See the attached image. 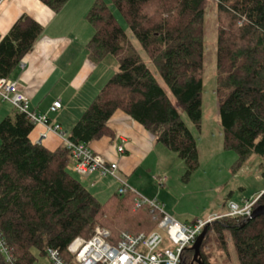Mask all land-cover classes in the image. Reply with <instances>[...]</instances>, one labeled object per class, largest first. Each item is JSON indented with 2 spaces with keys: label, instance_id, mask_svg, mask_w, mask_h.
<instances>
[{
  "label": "trees",
  "instance_id": "16d2710c",
  "mask_svg": "<svg viewBox=\"0 0 264 264\" xmlns=\"http://www.w3.org/2000/svg\"><path fill=\"white\" fill-rule=\"evenodd\" d=\"M40 1L58 12L69 0ZM206 1L112 0L129 34L106 0H94L86 17L94 29L86 45L88 57L100 64L108 55L115 56L118 68L69 131L71 141L91 147L105 136L115 139L109 121L121 110L183 159L188 175L199 167L197 139L179 107L200 129ZM216 4V93L223 147L237 153L235 168H239L254 154L264 158V0H217ZM43 31V25L23 14L0 35L1 76H14ZM13 109L0 121V235L18 264H33L35 249L45 255L54 248L70 260V243L78 236L90 237L97 225L108 228L114 237L157 227L163 213L147 201L137 205V192L117 191L101 202L73 175L71 149L65 145L50 149L33 141L36 125ZM257 197L255 207L264 203V192ZM227 228L240 264H264V213L253 219L224 216L210 223L201 247L202 264H216L203 250L211 231L227 251ZM193 257L194 250L188 247L184 264H191Z\"/></svg>",
  "mask_w": 264,
  "mask_h": 264
},
{
  "label": "crops",
  "instance_id": "0c3cea01",
  "mask_svg": "<svg viewBox=\"0 0 264 264\" xmlns=\"http://www.w3.org/2000/svg\"><path fill=\"white\" fill-rule=\"evenodd\" d=\"M93 2L69 0L60 11L55 12L40 0H0V35H5L23 14L30 15L43 25V34L34 50L25 56L12 78L19 80L28 95L31 110L48 113L50 120L59 122L67 134L117 69L104 65L105 60L95 64L88 57L86 45L94 29L86 17ZM53 90L56 92L51 97L49 95ZM56 100H61L62 108L50 112L49 108ZM109 125L116 138L105 136L93 142L91 147L104 158L117 161L125 179L131 175L126 181L140 192L142 186L138 178H134L135 171L149 161L155 150L164 149L159 147L152 133L121 110L112 116ZM42 129V125L35 127L31 134L33 141L36 142ZM121 143L125 146L124 153L117 151ZM42 144L56 149L64 143L57 134L50 133ZM70 168L74 171L72 166ZM95 172L85 175L82 180L90 191L103 195L117 188L115 178L99 183Z\"/></svg>",
  "mask_w": 264,
  "mask_h": 264
},
{
  "label": "rangeland",
  "instance_id": "374dc122",
  "mask_svg": "<svg viewBox=\"0 0 264 264\" xmlns=\"http://www.w3.org/2000/svg\"><path fill=\"white\" fill-rule=\"evenodd\" d=\"M106 1L111 5L112 10H114L130 34V29L112 4V0ZM216 3L217 0L206 1L205 66L203 73L204 89L201 128L199 129L190 120L186 111L182 107H179L182 120L185 121L197 139L199 167L192 174L188 175L184 160L159 142V147H162L164 151L160 149L155 150L149 161L139 167L134 173V178H138V183L142 186V189H139L140 192H138L139 197L147 198L148 201L158 202L159 207L167 215L188 224L192 223L195 219V221H201V219L205 220L215 214L225 213L229 201L241 203L245 199H252L264 192L261 191L264 189V158L258 154H254L241 167L235 168V163L238 159L237 153L233 150H226L223 147V129L220 120L219 99L216 93V58L218 49V8ZM134 42L138 50L141 51L140 53L144 60L156 74V78H158L160 84L168 90L167 92L173 102H176L175 97L170 92L154 64H152L149 56L136 40ZM104 65L116 69L118 68V60L115 56L108 55L104 61ZM55 92L56 90H53L49 96L52 97ZM13 111V106L9 102L0 101V121L6 115L12 114ZM95 174L98 175L97 179H99V183L106 182L110 178V176L106 175L100 176L102 174H99L98 171ZM73 175L82 183V180L86 178L85 175H77L76 173H73ZM130 177L131 175L126 177V180H129ZM163 178H165L164 182ZM83 184L85 185V183ZM119 185L120 183L117 181V188L112 189L111 192L103 193V195L95 193L92 190L91 192L101 202H106V199L114 194L115 190L116 192L118 191ZM214 221L216 220L212 222ZM158 225L156 228H149L147 230L154 231L158 228ZM225 232L227 251L222 249L214 231L209 233L203 250L216 264H240L230 229L227 228ZM33 252L36 257V261L33 264H49L47 254L41 255L36 249Z\"/></svg>",
  "mask_w": 264,
  "mask_h": 264
},
{
  "label": "built area",
  "instance_id": "2783aa9c",
  "mask_svg": "<svg viewBox=\"0 0 264 264\" xmlns=\"http://www.w3.org/2000/svg\"><path fill=\"white\" fill-rule=\"evenodd\" d=\"M0 98L9 102L16 110L28 115L34 125H42L36 143L42 144L50 133L57 134L63 140V145L71 149L74 161L73 169L80 175H89L98 171L102 176L115 178L119 183L118 192L124 194L135 191L120 172L117 161L108 160L96 152L92 147L83 143L71 141L59 122L50 120L48 113H37L31 110L30 99L21 88L18 79L0 75ZM62 108L61 100H56L49 108L50 112H57ZM124 144H118L117 151L125 152ZM165 178H163L164 182ZM138 193V192H137ZM137 205L149 203L163 213L158 228L151 232L137 234L123 231L114 237L108 228L95 226L93 234L86 238L76 237L69 245L71 259L62 257L57 249L49 248L47 255L49 264H180L185 252L191 247L202 233L207 223L221 219L224 216H244L250 218L258 197L245 199L241 203L229 201L227 211L215 214L207 219L194 223H182L167 215L158 202L148 201L147 198H136ZM0 264H18L15 256L0 235Z\"/></svg>",
  "mask_w": 264,
  "mask_h": 264
},
{
  "label": "water",
  "instance_id": "95a60500",
  "mask_svg": "<svg viewBox=\"0 0 264 264\" xmlns=\"http://www.w3.org/2000/svg\"><path fill=\"white\" fill-rule=\"evenodd\" d=\"M263 213H264V203L255 207L254 212L252 216L250 217V219L256 218ZM209 225L210 223H207L202 233L199 235V237H197L195 243L191 246V248L194 250L193 262L191 264H202L203 262L202 255H201V247H202L203 240L208 232ZM180 264H184V262Z\"/></svg>",
  "mask_w": 264,
  "mask_h": 264
}]
</instances>
